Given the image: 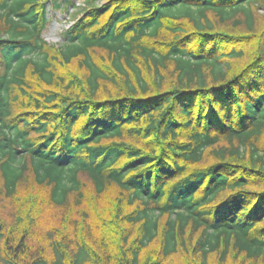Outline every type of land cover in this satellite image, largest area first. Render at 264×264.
Segmentation results:
<instances>
[{"label": "trees", "instance_id": "16d2710c", "mask_svg": "<svg viewBox=\"0 0 264 264\" xmlns=\"http://www.w3.org/2000/svg\"><path fill=\"white\" fill-rule=\"evenodd\" d=\"M0 264H264V0H0Z\"/></svg>", "mask_w": 264, "mask_h": 264}, {"label": "rangeland", "instance_id": "374dc122", "mask_svg": "<svg viewBox=\"0 0 264 264\" xmlns=\"http://www.w3.org/2000/svg\"><path fill=\"white\" fill-rule=\"evenodd\" d=\"M78 6H82L84 0H75ZM261 13V12H260ZM72 10L52 11L49 17L47 29L44 31L43 38L50 45H59L62 43V32L72 25L76 17Z\"/></svg>", "mask_w": 264, "mask_h": 264}]
</instances>
